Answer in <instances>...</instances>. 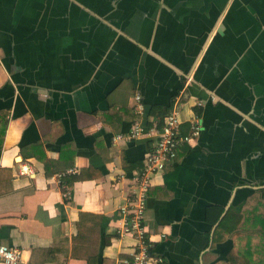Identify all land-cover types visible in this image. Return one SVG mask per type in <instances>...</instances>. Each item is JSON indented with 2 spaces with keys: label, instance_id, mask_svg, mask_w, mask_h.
<instances>
[{
  "label": "crops",
  "instance_id": "1",
  "mask_svg": "<svg viewBox=\"0 0 264 264\" xmlns=\"http://www.w3.org/2000/svg\"><path fill=\"white\" fill-rule=\"evenodd\" d=\"M136 94L146 125L181 107L186 135L202 117L153 178L152 253L238 264L239 239L215 233L264 189V0H0V245L23 263L132 259L120 210L156 143L116 141Z\"/></svg>",
  "mask_w": 264,
  "mask_h": 264
},
{
  "label": "built area",
  "instance_id": "2",
  "mask_svg": "<svg viewBox=\"0 0 264 264\" xmlns=\"http://www.w3.org/2000/svg\"><path fill=\"white\" fill-rule=\"evenodd\" d=\"M135 113L137 119L133 122L131 131L127 135H121L116 141L126 139L136 141L141 137L154 135L156 143L144 160L143 167L133 178L131 184L129 203L121 208L123 225L117 229L120 237H132L136 240L135 251L131 260H123L122 264H160L163 259L152 253L153 243L147 236L145 225V213L147 197L154 176L165 171L167 165L177 159L179 149L193 143L202 131V117L196 114L190 121V131L183 134L181 126V107H174L163 119H158L151 126L142 122L145 114V106L141 94L135 96ZM196 107H203L202 101L196 103ZM27 172V169H26ZM22 252L7 245H0V263L25 264L21 260ZM30 264V263H27Z\"/></svg>",
  "mask_w": 264,
  "mask_h": 264
},
{
  "label": "trees",
  "instance_id": "3",
  "mask_svg": "<svg viewBox=\"0 0 264 264\" xmlns=\"http://www.w3.org/2000/svg\"><path fill=\"white\" fill-rule=\"evenodd\" d=\"M251 196L230 209L215 233V243L226 240V234L239 239L240 257L232 251L229 258H238V264H264V189Z\"/></svg>",
  "mask_w": 264,
  "mask_h": 264
}]
</instances>
